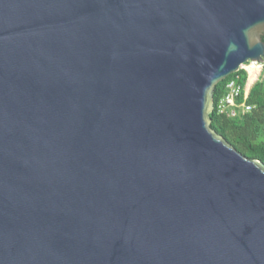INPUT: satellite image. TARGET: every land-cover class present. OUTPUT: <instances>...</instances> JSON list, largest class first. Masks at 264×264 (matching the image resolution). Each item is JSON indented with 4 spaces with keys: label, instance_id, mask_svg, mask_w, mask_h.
I'll use <instances>...</instances> for the list:
<instances>
[{
    "label": "water",
    "instance_id": "obj_1",
    "mask_svg": "<svg viewBox=\"0 0 264 264\" xmlns=\"http://www.w3.org/2000/svg\"><path fill=\"white\" fill-rule=\"evenodd\" d=\"M263 35L264 0H0V264H264V162L211 118Z\"/></svg>",
    "mask_w": 264,
    "mask_h": 264
},
{
    "label": "trees",
    "instance_id": "obj_2",
    "mask_svg": "<svg viewBox=\"0 0 264 264\" xmlns=\"http://www.w3.org/2000/svg\"><path fill=\"white\" fill-rule=\"evenodd\" d=\"M262 39L264 42V35ZM236 74H240V84L245 89L247 71L241 69ZM235 75L220 82L215 88L212 129L243 156L264 162V79L255 83L247 97L246 102L253 106L252 111L234 119L218 113L217 106L226 92V83ZM239 101H243V97Z\"/></svg>",
    "mask_w": 264,
    "mask_h": 264
},
{
    "label": "built area",
    "instance_id": "obj_3",
    "mask_svg": "<svg viewBox=\"0 0 264 264\" xmlns=\"http://www.w3.org/2000/svg\"><path fill=\"white\" fill-rule=\"evenodd\" d=\"M263 60H264V56H263ZM249 63L251 64L254 62H249ZM254 65L263 68L264 62L263 61L262 63L255 62ZM241 69H244L248 73V70L245 67L243 68L241 67ZM236 73H234L233 75H235ZM240 78H241L240 74H236L227 81L226 92L219 101L217 106L218 113L230 119H234L239 117L240 115L247 114L253 109V106L249 105L246 102L248 96L246 94L244 87L242 86V84H240ZM242 97H243V101L240 102L239 100Z\"/></svg>",
    "mask_w": 264,
    "mask_h": 264
},
{
    "label": "rangeland",
    "instance_id": "obj_4",
    "mask_svg": "<svg viewBox=\"0 0 264 264\" xmlns=\"http://www.w3.org/2000/svg\"><path fill=\"white\" fill-rule=\"evenodd\" d=\"M242 68L245 67L248 70L249 73V81L247 83V89H249L248 85L249 84H255L257 81H262L264 79V67H256L254 66V63H247L245 65L241 66Z\"/></svg>",
    "mask_w": 264,
    "mask_h": 264
},
{
    "label": "crops",
    "instance_id": "obj_5",
    "mask_svg": "<svg viewBox=\"0 0 264 264\" xmlns=\"http://www.w3.org/2000/svg\"><path fill=\"white\" fill-rule=\"evenodd\" d=\"M248 75H249V74H248ZM248 82H250V81H249V76H248L247 83H248ZM247 83H246V86H245V91H246V94H247V96H248L250 90L252 89V87H253L255 84H253V85H252V84H249V85H248L249 89H247V88H246V87H247Z\"/></svg>",
    "mask_w": 264,
    "mask_h": 264
},
{
    "label": "bare ground",
    "instance_id": "obj_6",
    "mask_svg": "<svg viewBox=\"0 0 264 264\" xmlns=\"http://www.w3.org/2000/svg\"><path fill=\"white\" fill-rule=\"evenodd\" d=\"M255 63V62H254ZM255 66V65H254ZM257 67V66H256Z\"/></svg>",
    "mask_w": 264,
    "mask_h": 264
}]
</instances>
